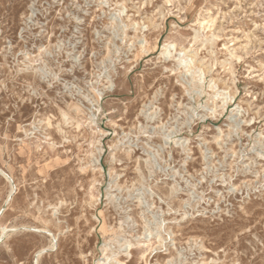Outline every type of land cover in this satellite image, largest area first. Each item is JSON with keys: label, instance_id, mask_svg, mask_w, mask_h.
I'll use <instances>...</instances> for the list:
<instances>
[{"label": "rangeland", "instance_id": "1", "mask_svg": "<svg viewBox=\"0 0 264 264\" xmlns=\"http://www.w3.org/2000/svg\"><path fill=\"white\" fill-rule=\"evenodd\" d=\"M0 264H264V0H0Z\"/></svg>", "mask_w": 264, "mask_h": 264}, {"label": "bare ground", "instance_id": "2", "mask_svg": "<svg viewBox=\"0 0 264 264\" xmlns=\"http://www.w3.org/2000/svg\"><path fill=\"white\" fill-rule=\"evenodd\" d=\"M165 50V49H164Z\"/></svg>", "mask_w": 264, "mask_h": 264}]
</instances>
